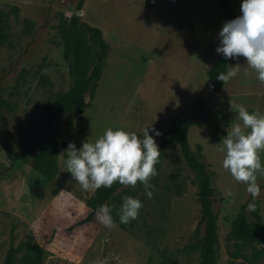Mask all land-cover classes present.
<instances>
[{"label":"rangeland","instance_id":"rangeland-1","mask_svg":"<svg viewBox=\"0 0 264 264\" xmlns=\"http://www.w3.org/2000/svg\"><path fill=\"white\" fill-rule=\"evenodd\" d=\"M236 16L238 2L230 0ZM6 14L7 40L0 44V264L12 244L33 240L45 252L44 264H157L164 256L176 264H197L199 253L191 249L200 225L195 177L179 148H166L155 166L157 175L149 199L144 185L123 186L119 192L142 201L130 231L104 227L95 217L76 226L88 214L85 191L66 166L69 143L79 149L93 143L107 129L135 132L143 138L150 127L161 135L173 120L205 100L209 92L207 71L219 54L223 17L210 0H0ZM98 28L108 44L101 77L86 109L75 115L73 126L60 114L51 133L59 156L52 180L41 176L27 160L18 158L39 129L51 101L68 91L73 80L70 62L63 57L60 24L71 18ZM239 65V73L210 104L202 123L191 126L188 143L211 174V200L217 216V264L253 262L260 249L246 247L229 237L232 222L251 195L246 184L223 168L222 139L231 128L243 126L231 103L264 116V83L246 59H229L227 71ZM264 164V152L260 153ZM259 213L264 221V175ZM126 196V197H127ZM251 220V218H250ZM202 233V227L199 228Z\"/></svg>","mask_w":264,"mask_h":264},{"label":"trees","instance_id":"trees-1","mask_svg":"<svg viewBox=\"0 0 264 264\" xmlns=\"http://www.w3.org/2000/svg\"><path fill=\"white\" fill-rule=\"evenodd\" d=\"M215 2L220 9L223 23L235 19L230 0H210ZM241 6L242 0H234ZM6 14L0 11V44L7 40ZM60 35L63 47V57L70 62V74L73 80L72 87L58 94L50 103L39 122V129L32 135L24 146L18 158L27 160L34 152L31 165L41 176L52 180L57 173V158L59 148L56 136L51 133L53 122L60 114L65 115V124L73 126L74 116L82 115L86 109V96H91L101 77L103 67L108 54V44L103 40L102 33L98 28L81 23L78 18L73 17L69 23L60 24ZM229 59L219 54L207 71V85L213 93H220L224 87L223 82L216 79L220 72H227ZM203 99L198 100L189 110L178 115L172 122L170 128L163 134L157 143L161 154L171 145L179 148L180 154L186 165L193 173L197 186V203L200 209V225L194 232L191 249L199 253L197 264H217V216L213 211L211 190V174L206 166L200 162L201 148L197 147L194 155L189 147L188 134L191 126L198 124L195 116L199 115L204 105ZM159 157V160H160ZM122 185L114 183L111 188L101 187L94 192L93 196L86 201L88 214L79 221L76 226L90 223L96 217L97 209L108 204L112 209V215L116 226L123 231H130L133 221L121 224L119 221V209L128 195V192H119ZM249 202L256 204V211L249 212L247 205L241 206L236 219L232 222L229 237L240 242L243 246H257L260 249L253 262L264 256V221L260 215L259 202L249 198ZM251 218V220H250ZM202 227V233L199 228ZM44 249L33 240L21 242L17 246L10 245L2 264H44ZM157 264H176V262L164 256Z\"/></svg>","mask_w":264,"mask_h":264},{"label":"clouds","instance_id":"clouds-1","mask_svg":"<svg viewBox=\"0 0 264 264\" xmlns=\"http://www.w3.org/2000/svg\"><path fill=\"white\" fill-rule=\"evenodd\" d=\"M242 15L226 21L219 32L220 43L216 52L225 59L244 57L247 66L255 70L257 78L264 83V0H242ZM239 65L231 66L225 73L220 72L216 79L228 83L239 73ZM231 109L250 132L245 134L241 125L236 124L222 139L225 153L222 161L224 169L232 177L246 184V190L255 201L261 195L257 174L264 175L260 153L264 152V116L250 113L243 105L231 103ZM146 128L143 138L135 132L109 128L93 143L83 142L81 148L69 143L65 153L66 166L74 180L85 191L95 192L101 187L111 188L114 183L135 187L139 181L144 185L149 199L153 196L151 178L156 176L161 151L155 136L161 133ZM143 207L141 200L127 196L119 209V221L128 224L139 216ZM249 212L256 211V204L249 202ZM96 218L106 228L116 227L112 209L108 204L101 205Z\"/></svg>","mask_w":264,"mask_h":264},{"label":"water","instance_id":"water-1","mask_svg":"<svg viewBox=\"0 0 264 264\" xmlns=\"http://www.w3.org/2000/svg\"><path fill=\"white\" fill-rule=\"evenodd\" d=\"M218 94L213 93V92H209L207 98L204 101V105H203V109L201 111V113L197 116H195L198 124L202 123L204 121V119L206 118L209 108H210V104L211 101L215 98H217Z\"/></svg>","mask_w":264,"mask_h":264}]
</instances>
